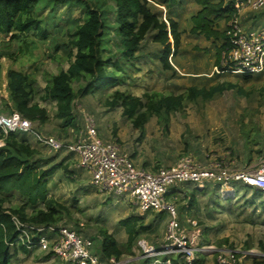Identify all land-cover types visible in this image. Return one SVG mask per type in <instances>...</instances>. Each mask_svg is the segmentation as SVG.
<instances>
[{"label": "rangeland", "instance_id": "rangeland-1", "mask_svg": "<svg viewBox=\"0 0 264 264\" xmlns=\"http://www.w3.org/2000/svg\"><path fill=\"white\" fill-rule=\"evenodd\" d=\"M224 1L227 3L230 0ZM200 8L195 0H185L177 9L182 43L178 54L169 58L176 73L163 69L157 57L161 47L151 37H147L137 52L135 66L127 83L75 98L72 113L76 117V125L67 128L62 127L63 120L56 115L57 102L46 98L45 87L52 75L68 69L74 57H69L64 48L54 50L53 35L47 41H40L30 53L19 51L16 42L0 35L1 99L10 111L12 103L5 86L7 71L12 68L33 77L35 102L46 109L48 117L46 122L37 121L35 126L45 134L73 142L86 129L85 117H91L103 141L118 143L137 166L149 171L174 166L181 157L187 155L204 165L214 159L224 158L235 169L258 167L264 159V71L252 75L250 79L239 74L217 72L215 66L223 39L208 38L203 33L193 31V16ZM159 9L166 12L162 6ZM49 11L50 6L43 15ZM55 11L63 25L67 24L68 19L83 22L84 12L78 4L70 7L60 3ZM242 17L244 29L264 28V7L245 10ZM229 20L215 19L212 27L224 31ZM68 40V35L60 34L56 43ZM113 47L116 51L117 48ZM222 83H233L243 92L233 88L226 89L210 100L186 99L182 109L171 112L166 119L154 115L141 128L135 126L134 119L128 116L120 101L112 104L114 93L118 90L140 97L154 93L186 97L192 86L209 88ZM84 85V81L75 82V91ZM20 136H25L39 149L37 159H43L38 163L39 171L58 165L54 173L47 177L48 196L65 204L71 211L58 225L77 231L85 239H92L93 250L100 255L101 230H107L126 246L130 238L123 220L138 217V225L150 228L133 244L132 252H126L121 260L126 264H139L141 260L140 264L153 262L154 257L142 259L145 258V252L140 242L159 249L167 243L166 231L171 217L168 211L142 212L130 195L103 192L94 185L91 172L78 164L77 154L66 150L50 152L32 136ZM194 187L191 183L179 185L181 192L173 202L178 220L197 243L214 248L264 253L261 246V242H264V196L249 203L246 199L252 197L255 188L239 182L235 185L237 194L224 196L219 186L212 183L197 194V203L191 207L190 199L185 197L184 192L189 193ZM22 203V198H16L6 207ZM190 220L196 221L197 226L192 227ZM13 252L12 264H68L38 248L28 252L21 249L15 251L13 248ZM160 257L164 258V255ZM214 259L215 256H211L205 261L212 264Z\"/></svg>", "mask_w": 264, "mask_h": 264}, {"label": "trees", "instance_id": "trees-1", "mask_svg": "<svg viewBox=\"0 0 264 264\" xmlns=\"http://www.w3.org/2000/svg\"><path fill=\"white\" fill-rule=\"evenodd\" d=\"M184 1L0 0V35L11 42H16L18 50L23 53L32 52L40 41H47L53 35L54 50L64 48L69 57H74L68 69L52 75L45 87L46 98L58 104L56 115L63 120L62 127H73L76 125V117L72 113L75 98L126 84L132 67L135 66L137 52L141 50L142 43L147 37H151L160 45L161 50L157 57L163 69L176 73L169 58L178 54L182 43V32L176 15L178 7ZM195 1L201 8L193 16L195 22L193 31L203 33L208 38L223 39L216 61V65L223 68L221 57L228 46L226 29L221 31L212 25L215 19L232 18L236 0L227 3L224 0ZM60 3L68 4L70 7L74 4L80 5L84 12L83 22L79 19H68L67 24H61V17L55 11ZM48 6L50 11L44 16ZM159 6L164 7L166 12L163 13ZM211 15H214V18H211ZM60 34L68 35L69 40L56 43ZM113 45L117 48L116 51ZM6 77L9 101L12 103L8 111H17L33 123L46 122L48 120L46 109L35 102L33 77L27 72L12 68L8 69ZM243 77L250 79L252 75ZM82 81L85 85L75 91L74 83ZM233 88H237L233 83H222L209 88L192 86L186 97L158 93L140 97L118 90L114 93L112 104L120 101L128 116L134 119L135 126L141 128L154 115L166 119L171 112L182 109L186 99L210 100L226 89ZM237 91L243 92L241 88H237ZM35 128L39 130L37 126ZM5 141V146L0 148V264H12L13 248L15 251L18 249L25 252L33 251L25 245H17L20 230L14 218L29 225H58L65 215L71 214V211L65 204L48 196L47 177L54 173L58 165L39 171L38 163L43 159H37L39 149L25 136L9 133ZM178 187L179 185H176L169 189L166 193L167 200L169 198L173 202L178 197L181 192ZM207 187L204 189L194 187L191 192H184L185 197L190 199L191 207L197 203V194L205 191ZM262 196L264 191L255 188L252 197L246 199V202L253 203ZM16 198H22L24 203L6 207ZM262 204L264 205V201ZM139 220L138 217L123 220L130 238L126 246L107 230H101L102 240L99 247L101 259L115 257L120 260L126 252H132L133 244L150 228L138 225ZM261 244L264 250V242ZM174 262L178 264V260L175 259ZM257 262L258 260H255V263ZM199 263L205 264V258Z\"/></svg>", "mask_w": 264, "mask_h": 264}, {"label": "built area", "instance_id": "built-area-1", "mask_svg": "<svg viewBox=\"0 0 264 264\" xmlns=\"http://www.w3.org/2000/svg\"><path fill=\"white\" fill-rule=\"evenodd\" d=\"M235 13L228 21L226 35L228 46L223 52L221 64L215 70L222 73L255 75L264 71V28L244 29L242 16L245 10H259L264 0H236ZM35 123L17 111L9 112L0 96V148L5 146L9 133L28 134L50 152L66 150L75 153L79 165L92 174V182L103 192L130 195L142 212L168 211L167 243L161 249L140 242L147 258L154 257L151 264H201L202 258L215 256L212 264H264V253L236 248H214L199 244L178 220L174 202L166 199V193L173 186L191 183L204 189L215 183L224 196L235 195L236 183L264 191V159L258 167L235 169L222 159L208 164H199L191 156H183L171 167L149 171L137 166L131 156L114 141H103L93 118L85 117V131L73 142L48 135L35 128ZM20 234L17 245L28 249L38 248L52 252L55 257L68 264H126L111 257L101 259L94 252V241L83 238L77 231L62 225H29L14 218ZM192 227L197 226L191 221ZM190 225V226H191ZM161 258L160 256H163ZM255 260H258L255 263ZM205 264H208L207 261Z\"/></svg>", "mask_w": 264, "mask_h": 264}, {"label": "crops", "instance_id": "crops-1", "mask_svg": "<svg viewBox=\"0 0 264 264\" xmlns=\"http://www.w3.org/2000/svg\"><path fill=\"white\" fill-rule=\"evenodd\" d=\"M5 87H6L5 90H7V85Z\"/></svg>", "mask_w": 264, "mask_h": 264}]
</instances>
